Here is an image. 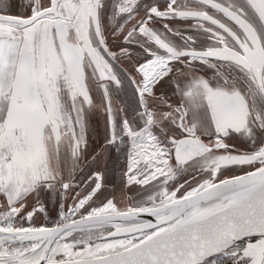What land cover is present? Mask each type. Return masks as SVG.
<instances>
[{"label": "snow or ice", "instance_id": "snow-or-ice-1", "mask_svg": "<svg viewBox=\"0 0 264 264\" xmlns=\"http://www.w3.org/2000/svg\"><path fill=\"white\" fill-rule=\"evenodd\" d=\"M0 264H264V0H0Z\"/></svg>", "mask_w": 264, "mask_h": 264}]
</instances>
